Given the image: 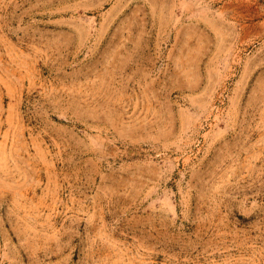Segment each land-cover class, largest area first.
<instances>
[{"label":"rangeland","instance_id":"obj_1","mask_svg":"<svg viewBox=\"0 0 264 264\" xmlns=\"http://www.w3.org/2000/svg\"><path fill=\"white\" fill-rule=\"evenodd\" d=\"M0 264H264V0H0Z\"/></svg>","mask_w":264,"mask_h":264}]
</instances>
